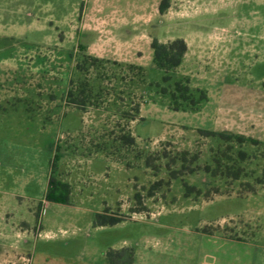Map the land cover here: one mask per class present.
Instances as JSON below:
<instances>
[{
    "label": "rangeland",
    "instance_id": "obj_1",
    "mask_svg": "<svg viewBox=\"0 0 264 264\" xmlns=\"http://www.w3.org/2000/svg\"><path fill=\"white\" fill-rule=\"evenodd\" d=\"M161 1L0 0V72H28L0 75V246L14 263L32 264L34 253L33 264L50 254L77 264H203L209 252L241 248L244 262L264 264V0H189L171 18L154 14ZM107 12L121 26L136 19L145 41L129 44L134 64L161 90L171 82L152 65L153 39L196 32L214 42H257L258 53L246 43L231 47L217 79L201 51L183 58L175 79L187 77L207 94L197 111L172 110L155 86L143 92L140 119L126 121L107 103L109 111H81L65 101L81 57L74 49L85 44L81 29ZM53 111L57 118L47 120ZM182 151L189 168L171 178L182 170L174 158ZM54 156L55 179L69 185L66 203L44 199ZM97 214L121 219L98 225Z\"/></svg>",
    "mask_w": 264,
    "mask_h": 264
},
{
    "label": "trees",
    "instance_id": "obj_2",
    "mask_svg": "<svg viewBox=\"0 0 264 264\" xmlns=\"http://www.w3.org/2000/svg\"><path fill=\"white\" fill-rule=\"evenodd\" d=\"M168 7V1L162 0L159 5L160 13H163ZM152 50V65L154 68L163 71L162 77L163 83H170L169 88H159L158 83H148L146 80L145 69L138 64L120 62L116 60H110L106 58H99L89 54L86 47L82 44H78L74 49L81 54L79 62L74 68V74L76 78L69 80V86L65 94V101L67 105L77 108L81 111H86L88 108L100 109L104 111H111L114 114L119 115L126 121H133L140 119L139 107L142 102V95L146 87L159 88V93L169 96L168 106L175 111H197L201 104L207 101L206 91L200 88H194L189 85L187 77L181 76V78L174 77V74L178 71L183 58L185 56L187 46L183 39L174 38L166 42H160L153 39L150 43ZM106 65H111L113 68L110 76H107L108 69ZM104 80L112 81L110 86H104ZM172 80V81H171ZM104 103H107L106 106ZM205 135L222 136V138L228 139L229 143L234 141L241 143L244 141L254 142L251 138L242 134H234L227 132L224 136L222 133L201 131ZM125 145H133L134 138L131 135L124 137ZM231 147V146H229ZM241 158L245 156V152L240 151ZM188 152L182 151L177 153L174 158H179L181 162L179 172H172L171 178H175L178 175L184 173L187 170L188 165ZM173 158V162H174ZM196 155H193L190 159H195ZM56 157L54 156L50 173L48 176L47 187L44 195V199L50 202L66 203V197L69 191V185L55 179L53 174V165ZM151 163H148V166ZM196 169V168H195ZM195 169H189L188 172H192ZM208 171V165L205 166ZM238 175V174H237ZM237 175L233 177L235 179ZM186 194H188L192 187L186 185ZM200 192L198 191L197 194ZM120 217H106L101 214L96 216V224L107 225L118 222ZM112 253H108V259L111 261Z\"/></svg>",
    "mask_w": 264,
    "mask_h": 264
},
{
    "label": "crops",
    "instance_id": "obj_3",
    "mask_svg": "<svg viewBox=\"0 0 264 264\" xmlns=\"http://www.w3.org/2000/svg\"><path fill=\"white\" fill-rule=\"evenodd\" d=\"M168 1V7L163 13H160L159 11V5H156L154 8V14H164L171 18V16L182 14L187 8V4L189 3V0H167ZM131 12H136L135 9H130ZM110 14H116L114 10H110ZM106 17L97 16L93 18V24L92 26L85 27L81 29V36H82V42L86 47V50L89 54L94 55L99 58H106L116 61H123V62H130L135 63L134 56L137 53V49L134 46L129 47L130 42H137V40H140L141 38L145 41L144 36L142 37L140 33H137V28L135 24V18L132 21H127V25L121 26V24H117L112 17H110L107 13ZM101 15V14H100ZM108 15V16H107ZM105 16V15H104ZM39 22L38 20H32V23L36 24ZM90 24V25H91ZM184 40L187 46V50L185 53L184 59L187 57L192 58V56L195 55L196 52L201 51L204 57V60H206V64H210L213 67V75L210 78L217 79L220 66L224 60V56H227V51L231 49V47H243V44H247V46L250 48V53L257 54L258 53V45L257 42H214V39L210 35L202 34V33H190L186 36V38H181ZM172 40V39H168ZM167 40V41H168ZM129 42L128 44H126ZM166 42V41H165ZM151 48V47H150ZM228 48V50H227ZM237 48V49H238ZM197 50V51H196ZM242 50L239 52H235L233 55H241ZM27 56H24L26 58ZM29 59H33L32 56L28 57ZM5 62V61H1ZM225 63V62H224ZM19 67L14 68L15 70H4L0 72L1 77L6 79L11 78H18L20 77H26L28 75V72L24 70V66L21 68L22 71L18 70ZM6 73V74H4ZM6 75V76H5ZM211 75V74H210ZM189 80V79H188ZM235 80H237V77H235ZM264 85V84H263ZM190 86L194 88H199L195 85ZM33 89V88H31ZM4 90V89H3ZM0 89V93L2 91ZM24 93H26V89L24 88L22 90ZM34 92L31 90V93ZM54 113V114H52ZM50 112L46 114L45 118L47 120L53 121L55 118H57L56 113ZM41 115V114H39ZM36 115V116H39ZM29 117V116H27ZM224 238H228L230 240L235 241H244L240 238H233L230 235H225ZM1 245V244H0ZM243 251L242 249H221V253H217V256H215L214 252H209V259H207L208 262L204 260L203 264H253L252 262H244L243 260ZM213 256L211 258L210 256ZM34 253L31 256H29V261L35 260ZM0 264H17L11 261V258H8L7 256H4L2 246H0ZM44 258L41 260V263L39 264H77L76 262L73 263L68 262L67 258L63 257H56L50 255H44ZM35 264H38L35 262Z\"/></svg>",
    "mask_w": 264,
    "mask_h": 264
}]
</instances>
